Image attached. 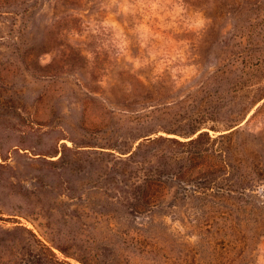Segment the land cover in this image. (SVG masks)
<instances>
[{"label":"rangeland","instance_id":"374dc122","mask_svg":"<svg viewBox=\"0 0 264 264\" xmlns=\"http://www.w3.org/2000/svg\"><path fill=\"white\" fill-rule=\"evenodd\" d=\"M0 264H264V0H0Z\"/></svg>","mask_w":264,"mask_h":264},{"label":"trees","instance_id":"16d2710c","mask_svg":"<svg viewBox=\"0 0 264 264\" xmlns=\"http://www.w3.org/2000/svg\"><path fill=\"white\" fill-rule=\"evenodd\" d=\"M202 130H199L200 132ZM198 132H195L197 134ZM224 136V135H222ZM191 136L186 141H181L178 139H172V143L176 146H181L184 148H188L187 155L181 158L182 166L179 169V173H174L175 177L181 180L183 183H188L190 178L192 177L191 169L194 163L203 161L210 157V153L213 151L218 154H221V150L219 149H211V145L215 143L218 138H221V135L218 138L212 139L208 132L202 131L198 134L197 137ZM140 149V145L137 150L133 151L131 154H127L125 158L129 161H136L135 158L138 156V150ZM173 164L177 165V161L172 160L168 163L169 166ZM202 164V163H201ZM221 173V165H214L204 172L199 171V178L201 181L199 184L204 189H209V183H214L219 178V174ZM166 183L164 179L159 178L152 170H149L145 175L144 182L142 186L138 187V191L134 193V198L136 203L133 204L134 211H141L145 208L152 207L159 203L164 197L169 193L166 190ZM213 185V184H212ZM212 189V188H211Z\"/></svg>","mask_w":264,"mask_h":264}]
</instances>
